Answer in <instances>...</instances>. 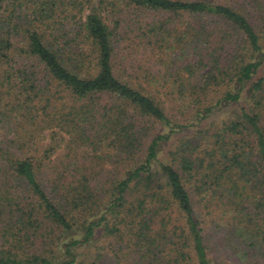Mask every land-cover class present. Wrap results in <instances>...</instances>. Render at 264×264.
<instances>
[{"label":"trees","instance_id":"obj_1","mask_svg":"<svg viewBox=\"0 0 264 264\" xmlns=\"http://www.w3.org/2000/svg\"><path fill=\"white\" fill-rule=\"evenodd\" d=\"M262 68L264 0H0V264H264Z\"/></svg>","mask_w":264,"mask_h":264},{"label":"rangeland","instance_id":"obj_2","mask_svg":"<svg viewBox=\"0 0 264 264\" xmlns=\"http://www.w3.org/2000/svg\"><path fill=\"white\" fill-rule=\"evenodd\" d=\"M263 70L264 68H262L258 72L257 76H259ZM241 105H243V102L237 106L224 107L221 110L219 109L217 111H214L210 116L206 118L207 120H200L198 122H195V125L193 127L191 126L181 129L178 133L172 136V140L169 143L162 145L160 150V154L162 156L160 157V159L165 163L169 162L171 159L170 153L176 154L178 147L182 142L185 141V139H193L201 129L205 130L213 128V126L215 127L217 125H220L224 120L228 119L232 114L236 113ZM162 132L166 134L168 133V129L161 128L160 133ZM193 167L195 169V162ZM181 176L185 187L192 195V198L195 200V178L189 177L190 175H186L183 173H181ZM74 239L81 240L80 237L69 235L65 237L64 241L66 244H69ZM93 239L95 240L94 244H91L90 246H84L77 251L78 264H94V260L96 261V264H120L121 262L125 263V261H123L120 256H118V258L115 257L114 246H116V241L102 239L101 230H98L96 232V235ZM213 247L214 244H212V248ZM96 253L99 254L98 257L95 256Z\"/></svg>","mask_w":264,"mask_h":264}]
</instances>
